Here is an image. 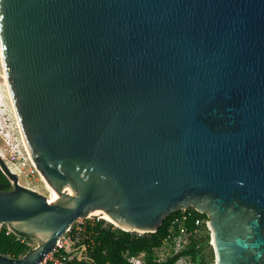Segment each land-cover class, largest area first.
<instances>
[{"label":"water","instance_id":"1","mask_svg":"<svg viewBox=\"0 0 264 264\" xmlns=\"http://www.w3.org/2000/svg\"><path fill=\"white\" fill-rule=\"evenodd\" d=\"M20 136L51 202L10 181L0 224L39 264L82 216L155 233L206 214L215 264H264V0H0Z\"/></svg>","mask_w":264,"mask_h":264},{"label":"trees","instance_id":"2","mask_svg":"<svg viewBox=\"0 0 264 264\" xmlns=\"http://www.w3.org/2000/svg\"><path fill=\"white\" fill-rule=\"evenodd\" d=\"M8 184V178L0 169V186H4L3 190H8ZM182 216L185 220H182ZM175 218H179L182 226L191 234L190 244L179 255L168 258L166 262L158 263L154 249L159 248L162 240L169 235V227ZM94 221L93 226H88V231L92 234L91 256L94 264H125L123 256L127 252L129 254L144 253V264H173L180 255H190L192 264H214L215 256L207 228L208 217L193 208L171 213L162 221L155 233L143 234L136 238H133L134 233L114 227L103 219H94ZM175 229L176 227L174 231ZM34 244V238L31 236L7 234L5 225L0 231V255L20 259L34 248Z\"/></svg>","mask_w":264,"mask_h":264},{"label":"built area","instance_id":"3","mask_svg":"<svg viewBox=\"0 0 264 264\" xmlns=\"http://www.w3.org/2000/svg\"><path fill=\"white\" fill-rule=\"evenodd\" d=\"M1 93L7 95L6 87L0 90ZM8 98V95H7ZM9 100V99H8ZM21 138V137H20ZM2 158V156L0 155ZM16 160V159H15ZM13 164V162L11 161ZM9 170L13 172L10 164L6 163ZM31 175H37L38 172L35 167L31 170ZM17 175V173L14 172ZM39 175V174H38ZM6 176V175H5ZM43 184V182H42ZM31 190L39 192L34 187H27ZM44 196L48 197L49 195ZM98 218H78L76 222L65 232V234L56 242L53 251L48 254L42 262L39 264H94L93 257L91 256L93 241L91 240V232L88 231V226H93ZM182 220L185 217L182 216ZM4 225L0 224V231ZM114 227H116L114 225ZM176 227V231L174 228ZM7 234L14 233L7 226ZM134 233L136 238L143 233ZM174 234V235H173ZM191 234L182 226L181 220L175 218L170 227L169 235L162 240V245L159 248H155L156 261L158 263L166 262L168 258L172 256L179 255L182 250H184L190 244ZM144 253L129 254L128 252L124 254L123 259L125 264H144ZM109 264V263H108ZM173 264H192V259L190 255H180Z\"/></svg>","mask_w":264,"mask_h":264},{"label":"rangeland","instance_id":"4","mask_svg":"<svg viewBox=\"0 0 264 264\" xmlns=\"http://www.w3.org/2000/svg\"><path fill=\"white\" fill-rule=\"evenodd\" d=\"M2 74L3 69L0 62V90L4 88ZM20 137L19 128L17 126L11 104L7 98V95L1 93L0 155L2 156V159L5 163L10 164L11 168L13 169V173H17L18 182L20 185L25 187H34L39 191V193L50 195L46 185L44 183L42 184V178L38 174L31 175L30 172L34 165L32 164ZM34 241V247H36L39 242L36 238H34Z\"/></svg>","mask_w":264,"mask_h":264},{"label":"bare ground","instance_id":"5","mask_svg":"<svg viewBox=\"0 0 264 264\" xmlns=\"http://www.w3.org/2000/svg\"><path fill=\"white\" fill-rule=\"evenodd\" d=\"M0 62H1V66H2V69H3V64H2V59H1V55H0ZM2 79H3V82H4V85L6 87V92H7V95H8V99H9V102L11 104V100H10V95H9V90H8V85H7V79H6V76H5V73H4V69H3V74H2ZM12 107V105H11ZM15 115V114H14ZM17 122V121H16ZM17 126H18V122H17ZM19 127V126H18ZM22 139V138H21ZM12 172V171H11ZM13 173V172H12ZM42 178V177H41ZM42 181L43 183L46 185V188L47 190L50 192V195L49 197H47L51 202H60L61 200V195L58 193V191L53 188L50 184H48L43 178H42ZM84 218H89V215L87 216H82ZM81 217V218H82ZM101 219H104V220H107V221H110L109 219H107V217L105 216H102ZM111 222V221H110Z\"/></svg>","mask_w":264,"mask_h":264},{"label":"flooded vegetation","instance_id":"6","mask_svg":"<svg viewBox=\"0 0 264 264\" xmlns=\"http://www.w3.org/2000/svg\"><path fill=\"white\" fill-rule=\"evenodd\" d=\"M207 216V215H206ZM207 228H208V230H209V232H210V243H211V230H210V227H209V219H208V221H207ZM212 245V244H211ZM213 247V246H212ZM214 251V250H213ZM215 256V255H214ZM214 264H215V257H214Z\"/></svg>","mask_w":264,"mask_h":264},{"label":"clouds","instance_id":"7","mask_svg":"<svg viewBox=\"0 0 264 264\" xmlns=\"http://www.w3.org/2000/svg\"><path fill=\"white\" fill-rule=\"evenodd\" d=\"M10 182V181H9Z\"/></svg>","mask_w":264,"mask_h":264}]
</instances>
